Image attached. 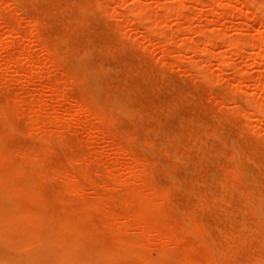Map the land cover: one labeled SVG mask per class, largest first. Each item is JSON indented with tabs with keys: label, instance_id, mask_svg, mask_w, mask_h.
<instances>
[{
	"label": "rangeland",
	"instance_id": "374dc122",
	"mask_svg": "<svg viewBox=\"0 0 264 264\" xmlns=\"http://www.w3.org/2000/svg\"><path fill=\"white\" fill-rule=\"evenodd\" d=\"M263 5L0 0V255L52 264L72 250L62 264H182L193 250L189 264H264ZM232 39L241 46L227 48ZM24 49L43 62L20 57ZM45 82L59 88L45 93ZM66 185L79 190L68 195ZM144 199L174 225L171 239L134 223ZM114 248L123 255L113 262Z\"/></svg>",
	"mask_w": 264,
	"mask_h": 264
},
{
	"label": "bare ground",
	"instance_id": "6f19581e",
	"mask_svg": "<svg viewBox=\"0 0 264 264\" xmlns=\"http://www.w3.org/2000/svg\"><path fill=\"white\" fill-rule=\"evenodd\" d=\"M235 1H240V0H235ZM215 2V1H214ZM231 2V1H230ZM235 3V2H234ZM215 4V3H214ZM181 5H183V4H181ZM204 5V4H203ZM210 6V8L212 7V4H209ZM222 5V4H221ZM229 5V4H228ZM174 6V5H173ZM179 6V5H178ZM208 6V5H207ZM264 6V5H263ZM176 6H174V7H172L171 6V8L169 9L170 11L171 10H174V9H176V14L178 13V10L177 9H179V8H183V7H185V5H183V7L181 6V7H176ZM205 7V6H204ZM208 8V7H207ZM210 8H208V9H210ZM214 8H215V6H214ZM135 10H136V12H138L139 13V11H137V10H139V8H134ZM204 9V8H203ZM212 9V8H211ZM182 10V9H181ZM219 11V10H218ZM222 10H220L218 13L217 12H215V13H217V14H219V15H221L222 14V12H224L225 10H223L222 12H221ZM221 13V14H220ZM225 13V12H224ZM11 15V14H10ZM179 15V14H178ZM217 16V15H216ZM18 21V20H17ZM35 24V23H34ZM18 25H20V24H18ZM23 26V25H22ZM34 31V30H33ZM215 31V30H214ZM32 32V31H31ZM219 32L220 31H218V36H219ZM16 37H21V35H20V33H19V31H18V29H17V31H16ZM33 33V32H32ZM31 33V34H32ZM214 33H217V31H215ZM217 35H216V37H217ZM13 37V35L12 34H10V33H6V38H5V40H4V42H3V44L4 45H6V46H9L8 44H9V42H10V40H11V38ZM210 39V38H209ZM206 40V42L204 41V43H205V49H204V53H207V54H209V53H212L210 50V44H212V42L210 41V40ZM261 41H260V43L259 44H262L261 42H263L264 43V34H262V36H261ZM193 40V39H192ZM190 41L189 42V44H188V46L187 47H190L189 45H191V47L193 46L192 44L193 43H195L194 41ZM228 40V39H227ZM234 42H235V40L234 39H232ZM233 41H228V43L226 44L227 45V48H233L234 46H235V48L237 47V48H239L240 46H241V44H236V42L234 43ZM238 42V41H237ZM251 42V41H250ZM3 44H1L2 46H3ZM259 44L258 43H256V45H258V48H259ZM213 45V44H212ZM228 45H229V47H228ZM236 45H238V46H236ZM255 45V46H256ZM212 47V46H211ZM262 48V47H261ZM28 50V49H27ZM27 50H23L22 51V53H21V55H20V57L21 56H23V57H25V60H28V61H30L31 62V64L32 63H38V65H40V63L41 62H43V60H38V59H36L34 56H31L30 55V52L28 53L27 52ZM232 49H230L228 52H226L227 54L226 55H224V57H223V59H222V62H223V65H222V67L220 68V72H221V78H225V77H227V75H228V73L230 72V70H231V67H233L232 66V63H231V61H232V57H233V54H234V49L231 51ZM29 51V50H28ZM256 52H258V51H256ZM168 54V53H167ZM206 54V55H207ZM254 54H256V53H254ZM257 56H258V58H260V53L258 54H256ZM207 56H211L210 54L209 55H207ZM211 57H213V56H211ZM262 59V58H261ZM24 60V61H25ZM208 60H210V59H208ZM29 62V63H30ZM22 64V63H21ZM37 66V64H34V66ZM36 68V67H35ZM40 68V67H39ZM62 68V67H61ZM38 70V69H37ZM37 72V71H36ZM32 74V73H31ZM92 74V73H91ZM91 77V76H90ZM49 79V78H48ZM97 83V82H96ZM91 84V83H90ZM264 85V84H263ZM68 87V86H67ZM235 87L236 88H242L243 87V79L241 78V77H238L237 79H236V83H235ZM256 87V86H255ZM59 88V85L58 84H56V83H50V82H45V84L43 85V91L46 93V91L49 89L50 90V92L52 91H55L56 89H58ZM256 88H262V87H259V86H257ZM47 89V90H46ZM257 89V90H258ZM59 90H61V89H59ZM17 93H18V91H17ZM41 93H43V92H41ZM54 93V92H53ZM39 94V93H38ZM52 94V93H51ZM61 95H63V96H66L67 98L69 97V95L67 94V92H63ZM20 96V95H19ZM22 96V95H21ZM62 97V96H61ZM40 99V98H39ZM42 101V100H41ZM45 101V100H44ZM43 101V102H44ZM93 101V100H92ZM263 102V103H262ZM94 103V102H93ZM32 104V103H31ZM37 104H39V103H37ZM75 104V103H74ZM251 104V103H250ZM260 104H261V106H260ZM260 104L258 103V105L261 107V109H262V111L256 116L257 118V121H258V123L259 124H261L263 121H264V100L263 101H261L260 102ZM77 105H78V107H77V109L75 110V115H78V114H83V113H85V103H83L82 101H77ZM22 107V106H21ZM42 107V106H41ZM22 108H24V106L22 107ZM45 108H47V107H45ZM75 108V107H74ZM40 105H37L35 108H34V113H35V115H38L39 113H38V111H40ZM55 109V108H54ZM28 110H30V109H28ZM99 110H101V109H99ZM246 111H248V110H246ZM58 112V111H57ZM56 112V113H57ZM235 112V111H234ZM238 112H240V111H238ZM41 114V113H40ZM73 114V116H74V112L72 113ZM94 114V113H93ZM53 115V114H52ZM54 116H56V115H54ZM72 116V117H73ZM93 116V115H92ZM59 117V116H58ZM69 117H70V115H69ZM75 118V117H74ZM99 119V118H98ZM101 119V118H100ZM102 120V119H101ZM36 126V125H35ZM6 127V126H5ZM74 127V126H73ZM95 130V129H94ZM13 133V132H12ZM73 132H71V134H72ZM59 134H57V136H58ZM115 146V145H114ZM117 146V145H116ZM119 146V145H118ZM5 149V148H4ZM72 149V148H71ZM52 151V150H51ZM50 151V152H51ZM121 151H123V150H121ZM90 152V151H89ZM103 152V151H102ZM21 153H23V152H21ZM98 153V152H97ZM19 155V154H18ZM20 156H22V155H20ZM102 156V155H101ZM100 156V157H101ZM23 157H26V156H23ZM125 157V156H124ZM36 159V158H35ZM83 159H84V157H83ZM133 159H135V158H133ZM139 158H137L136 159V162H138L137 160H138ZM131 162V161H130ZM36 163V162H35ZM18 164H20V163H18ZM133 164H134V162H133ZM142 167V166H141ZM137 168V167H136ZM108 169V168H107ZM129 170H133V169H129ZM126 171V170H125ZM124 171V172H125ZM127 172V171H126ZM140 172V171H139ZM95 173H96V171H95ZM129 173H132V172H129ZM134 173V172H133ZM136 173H138V172H136ZM65 177V176H64ZM72 177V176H71ZM109 178V177H108ZM71 179V178H70ZM76 179V178H75ZM115 179V178H114ZM49 180V179H48ZM72 180V179H71ZM139 180V179H138ZM120 181V180H119ZM136 181V180H135ZM139 182V181H138ZM100 185H102V184H100ZM121 186V185H120ZM66 187H67V190H66V193L69 195V194H72V193H74L75 191H77L78 192V190L79 189H76L75 191H74V187H72V186H69V185H66ZM118 187V186H117ZM109 188V187H108ZM116 188V187H115ZM136 188V187H135ZM81 189V188H80ZM136 189H139V188H136ZM146 189V188H145ZM82 190V189H81ZM92 190V189H91ZM132 190H133V188H132ZM152 190V189H151ZM90 191V190H89ZM139 191H141L142 192V190H135V192L137 193V194H142L143 196H145L143 193H138ZM143 191H145V190H143ZM147 191H149V190H147ZM79 194H81V192H79ZM141 195V196H142ZM152 195V194H151ZM79 197H81V196H79ZM150 197V196H149ZM150 200H151V197H150ZM156 200H154V202H155ZM128 202V201H127ZM146 202V203H145ZM125 203H126V201H125ZM124 203V204H125ZM129 203V202H128ZM132 203V202H131ZM131 203H129V206H131L130 204ZM148 202L144 199L143 201H142V204L141 205H139L138 206V209L136 210V212H135V214H134V216L132 217V220L134 221V223L136 224V225H138L139 227H141V229L143 230V232H145L147 235H151V234H155L156 235V233H159V234H161V235H164V237L166 238V239H171V236L172 235H174L173 234V228H174V225H162L161 223H159V221L157 220V216H159V215H157L158 213H153V212H151V213H149V211H148ZM105 206H107V205H105ZM125 206H126V204H125ZM127 207V206H126ZM159 207V206H158ZM104 208V207H103ZM154 208V207H153ZM152 208V209H153ZM120 212H119V214H116V216L115 217H113V216H111L112 218H111V220H114L115 219V221L116 222H118V224H119V222L120 221H118L119 219H120V216L121 215H125L126 214V212L127 211H125L126 209L125 208H121L120 207ZM104 210H105V208H104ZM104 214H105V216L107 217V216H109L108 215V213H109V210H105V212H103ZM259 214H262V213H259ZM111 215H113V214H111ZM88 213H86V211H80L79 212V215H78V218L79 219H81V220H85V219H88ZM131 216H129L128 218H130ZM166 219V218H165ZM115 221H113V225L115 224ZM121 221H123V219L121 220ZM69 223V222H68ZM118 224H115V225H117L118 226ZM95 227V226H94ZM119 230V229H118ZM139 231V230H138ZM130 232V231H129ZM28 233V232H27ZM117 234V233H116ZM115 234V235H116ZM33 235H42L41 233H34ZM105 235V234H104ZM195 237V236H194ZM77 239V238H76ZM132 242V241H131ZM139 244H141V243H137L136 245H139ZM147 246V245H146ZM149 247V246H148ZM9 249V248H8ZM143 249L144 250H146L147 249V247H143ZM144 250H142V251H144ZM150 250V249H149ZM190 250H192V249H190ZM189 250V251H190ZM16 252V251H15ZM192 252H193V250L191 251V252H189V253H186V254H184V255H182V259H183V263L182 264H189L191 261H192V259H194V257H193V254H192ZM71 253H73V251L72 250H69V251H67V250H65L64 252H62V253H60V255L59 256H57L58 257V259H57V262H54V263H52V264H62V262L63 263H65V262H67V260H66V257L68 256V255H70ZM107 253H108V251H107ZM6 254V253H5ZM2 255H4V253L3 254H1L0 256H2ZM11 255H14V254H12V253H9V258L6 256V255H4V257H2L3 259H1L2 261L0 262V264H12V261H11ZM18 255H19V253H18ZM123 255V252H121V251H118V249H116V248H114V249H111V257H110V259H112V261L114 262V261H117V259H119L121 256ZM148 258V257H147ZM151 258V257H150ZM24 260H26L25 261V263L24 264H27V262H33V263H35V264H43V263H40L39 261H37V259L33 256V255H31V254H28L27 255V258H25ZM14 261H16L15 260V258H14ZM24 262V261H23ZM16 263V262H15ZM20 263H22V262H20ZM45 264H49V263H45ZM143 264H155V261H153V260H151V259H149V261L148 262H145V263H143Z\"/></svg>",
	"mask_w": 264,
	"mask_h": 264
}]
</instances>
